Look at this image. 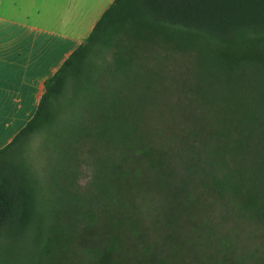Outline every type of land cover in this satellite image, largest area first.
<instances>
[{
    "label": "trees",
    "instance_id": "16d2710c",
    "mask_svg": "<svg viewBox=\"0 0 264 264\" xmlns=\"http://www.w3.org/2000/svg\"><path fill=\"white\" fill-rule=\"evenodd\" d=\"M157 49L165 51L163 61ZM176 55L195 56L203 98L214 109L222 107L229 127L222 147L226 172L212 173L210 186L221 195H241L264 223V0H115L46 82L32 120L0 150V257L13 264L9 257L35 227L38 188L24 158L26 146L35 134H49L68 93L75 97L82 90L90 97L93 183L89 192L75 189L78 160L70 165L74 173L60 180L55 209L61 210L52 216L40 258L64 264L76 231L87 227L92 210H103V195L112 185L122 181L133 195L136 188L154 191L160 173L155 177L136 164L145 153L135 145L147 110L175 83L163 64ZM149 59L155 60L152 67ZM106 77L113 86L102 82ZM196 168L202 167L188 165L191 177Z\"/></svg>",
    "mask_w": 264,
    "mask_h": 264
},
{
    "label": "rangeland",
    "instance_id": "374dc122",
    "mask_svg": "<svg viewBox=\"0 0 264 264\" xmlns=\"http://www.w3.org/2000/svg\"><path fill=\"white\" fill-rule=\"evenodd\" d=\"M155 55L163 61L165 51L157 49ZM154 61L149 59L148 67ZM170 63L163 67L175 83L147 110L135 145L145 153L136 164L149 167L155 177L160 173L158 184L152 192L136 188V195L122 181L120 187L112 185L103 195V210H92L87 227L76 231L64 264H264V223L241 195H221L210 186L212 173L226 172L222 147L230 131L222 122L223 109L203 98L194 55H176ZM102 82L113 86L107 77ZM86 93L65 95L49 134H35L26 146L24 158L38 188L36 222L22 241L26 244L9 257L13 264H50L39 252L52 216L61 210L55 209L60 180L76 170L75 189L89 192L93 183L87 150L96 134ZM194 164L202 168L191 177L188 165ZM0 264L10 263L0 257Z\"/></svg>",
    "mask_w": 264,
    "mask_h": 264
},
{
    "label": "crops",
    "instance_id": "0c3cea01",
    "mask_svg": "<svg viewBox=\"0 0 264 264\" xmlns=\"http://www.w3.org/2000/svg\"><path fill=\"white\" fill-rule=\"evenodd\" d=\"M115 0H0V150L32 120L46 82Z\"/></svg>",
    "mask_w": 264,
    "mask_h": 264
}]
</instances>
